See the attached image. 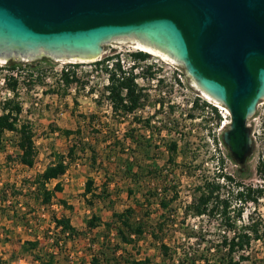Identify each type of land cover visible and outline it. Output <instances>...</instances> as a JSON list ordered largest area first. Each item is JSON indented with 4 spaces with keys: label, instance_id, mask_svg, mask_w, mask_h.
Returning <instances> with one entry per match:
<instances>
[{
    "label": "rangeland",
    "instance_id": "rangeland-1",
    "mask_svg": "<svg viewBox=\"0 0 264 264\" xmlns=\"http://www.w3.org/2000/svg\"><path fill=\"white\" fill-rule=\"evenodd\" d=\"M103 50V58L114 57L117 54L129 58L130 54L138 51L130 42L116 41L105 44ZM148 53L146 63L152 62L151 69L145 72L144 80H139L145 94L143 105L133 112L122 111L119 114H115L113 105L110 106L106 98V72L97 71L91 65L92 61H72L80 63L77 68L69 61L46 56L32 61L11 59L6 63H0V115L4 112L6 102L11 98L8 95L10 85H2L1 79L4 76L12 77L9 76L10 68L7 63L17 62L19 63L16 67L17 78L21 81V87L26 88L21 89V92L11 100L19 102L23 107L18 116V124H25L31 128L37 150L34 166L26 167L19 160L21 151L16 145L18 132L6 131L2 137L0 264H19L20 260L33 261V254L44 255L52 251L58 253L55 258L56 264H78L80 261L88 264L92 247L90 239H98L102 243L109 234L105 225L113 220V210L109 208L111 206L109 201H115L114 210L122 211L125 207L133 205L135 199L140 202L143 200L145 186L169 187L168 198L171 197L170 193L173 190L178 191V199L167 209L159 206V199L154 200L153 221H156L163 212L180 222L186 221L191 227L202 229L212 239H220L223 234L230 235L223 224L218 225L215 219L212 221L213 218L206 214L194 216L191 213L186 215L184 212V206L191 202L197 179L202 176L216 177L221 165L233 178L224 190L225 195L231 200V217H237L239 225L246 223L250 216L264 222V197L257 203L251 201L240 203L236 196V189H241L243 185L257 187L262 182L257 174V166L259 161L264 159V99L248 119L253 151L246 164L242 167L226 156L224 163H221L220 151H225L221 136L230 127L231 117L227 116L217 124L215 111L206 105L213 100L206 98L197 88L185 68L180 65V69L186 74L183 80L176 82L177 76L175 77L173 73V67L178 62L168 60L157 53ZM66 66L68 69L82 71L77 80L67 88L60 80L62 69ZM84 74L86 76L82 77ZM88 87L97 92L99 100L94 99ZM192 100L197 102L195 108L190 107ZM191 113L194 118H190ZM135 117L142 119L143 122H134ZM146 119L150 120L151 128L143 129L142 137L152 144V147L148 148L151 158L142 154L139 155V160L145 167L152 164L154 159L156 163L154 167L158 174L155 178L150 177L140 182V187L136 186V193L128 197L127 188L130 187V181L124 174L125 166L117 168L118 161L125 160L118 151H112L113 148L109 147V141L106 140H111V136L115 135L123 139L124 133L132 126L131 123L133 126L142 127ZM176 122L178 126L173 127ZM95 129H101L102 132L98 133ZM184 132H186L184 138L188 141L187 152L197 157L192 163H189L191 160L185 162L188 166L179 165L181 158L177 159L176 164L167 160L169 143L176 138L179 139L181 146L185 141L182 138ZM73 143L79 146V150L74 159L70 160L68 171L48 185L53 188L59 182L63 189L55 193L50 204L41 203L37 200V193L33 187L34 178L54 161L56 154H67ZM89 144L98 151L99 159L96 164H92L90 148L83 150L85 145ZM127 147L126 151L131 152ZM113 156L118 160L112 158ZM119 157L122 160H119ZM186 167L191 168V176L186 174L188 173L185 171L188 169ZM89 177L94 180L95 190L100 191L107 186L112 192L111 198L104 200L95 198L93 205L87 203L88 198L92 199V196L89 194L84 198L83 192ZM172 185H176L175 188ZM61 201L65 203L62 204ZM239 207L242 208L241 211ZM93 214L99 215L102 220L98 227L89 230L87 221ZM63 215L70 218L72 225L82 235L76 240L68 239L67 244L63 243L60 250L54 246L51 239L61 236L54 228L52 217ZM26 219L28 226L25 224ZM87 232L88 234H85ZM112 234L114 237L115 230ZM175 237L178 241L185 242V235L180 231H176ZM60 238L64 239L62 236ZM27 240L34 241L38 245L36 249L31 251L25 244ZM128 249L137 258H150V264H173L172 261L165 262L149 240L141 241L135 249L131 246ZM248 254L249 260H244L242 264H252V261L255 264H264V240H254L251 248L246 250L245 255Z\"/></svg>",
    "mask_w": 264,
    "mask_h": 264
},
{
    "label": "water",
    "instance_id": "water-1",
    "mask_svg": "<svg viewBox=\"0 0 264 264\" xmlns=\"http://www.w3.org/2000/svg\"><path fill=\"white\" fill-rule=\"evenodd\" d=\"M125 35L168 49L228 108L223 141L245 164L253 151L248 119L264 99V0H0V54L99 56Z\"/></svg>",
    "mask_w": 264,
    "mask_h": 264
},
{
    "label": "trees",
    "instance_id": "trees-1",
    "mask_svg": "<svg viewBox=\"0 0 264 264\" xmlns=\"http://www.w3.org/2000/svg\"><path fill=\"white\" fill-rule=\"evenodd\" d=\"M133 57L135 59L145 60L148 57V53L138 51L133 53ZM92 64L96 70L109 73L110 83L106 86V92H108L106 98L112 102L115 114H119L122 111L125 113L133 112L143 105L142 100L145 96L143 93L144 88L135 82V76L117 75L119 72H123L122 65L119 61H115L114 57L110 56L102 60L94 61ZM18 65L19 63L17 62L7 63L10 69H15ZM72 65L74 68H77L80 63H73ZM2 68L4 67L2 66ZM150 69L151 67H148L146 72H149ZM183 73L186 74L185 71ZM85 74L82 77H85ZM77 78V70H66V67H63L60 80L63 81L66 88L76 81ZM12 80L9 78L7 82L12 88H15L17 80L13 78ZM124 90H126L125 95H123ZM90 91H93L92 87ZM196 103L194 101L193 108H195ZM206 105L215 111L217 117L216 123L220 124L223 117L219 109L211 103H206ZM4 108V112L0 115V145L6 131H17L19 137L16 145L21 151L19 154L20 163L26 167H33L37 155L33 132L28 125L18 124V116L22 111V106L15 100H8ZM189 116L190 118H194L192 113ZM93 118L92 115V122ZM134 122L141 123L143 121L135 117ZM131 124L132 126L124 133L123 139L115 135L113 137L111 136V140H106L107 142L109 141V147L113 148L112 151H118L125 160L124 162L118 161L117 168L120 169L123 165L125 166L123 171L126 174L127 180L130 181V187L127 188L128 197H132L136 193V186L140 187V182L150 177L155 178L158 174L156 167H154L156 166L154 159L152 164L149 166L146 165L145 167L139 160V155L142 154L151 158L148 148H151L152 144L142 137L143 129L151 128L150 120L146 119L142 127L133 126V123ZM177 126L176 122L173 127ZM95 130L98 133L102 132L101 129ZM185 136L186 132L182 135L185 141L181 146H179V139L176 138L169 143L168 162L176 164L177 159L181 158L179 165H185V162L188 160H191L189 163L196 160V155L192 156L187 152L188 141L184 138ZM127 142H129L128 147L126 146ZM221 143L225 148V151H220L219 159H221V163H224V157L226 156L233 160L235 164H238L223 141V133ZM126 147L129 150L131 149V152L128 153ZM88 148L91 151L90 158L92 164H96L99 159L98 151L96 148L91 147L90 144L85 145L83 150H87ZM77 150H79V146L73 143L67 154H56L54 161L47 165L41 173L37 174L34 178L33 187H35L34 190L37 193L38 201L44 204H50L55 193L63 189L59 182L53 188H50L48 185L51 181L66 174L69 162L74 159ZM112 158L118 160L116 156ZM119 160L122 159L119 157ZM245 164L241 166L243 167ZM190 169H185L188 172L186 174L189 176L192 174V170ZM218 170L220 172H218L216 177L202 176L197 179L193 188L191 202L184 206V212L186 215L191 213L194 216L206 214L208 217L213 218L211 219L212 221L215 219L218 225L223 224L225 230L230 235L223 234L220 236V239H212L202 229H196L198 227L195 228L194 226L191 227L186 221L182 220L180 222L178 219L172 218L163 212L159 214L156 221H153L154 200L159 199V206L167 209L172 202L178 199V191L173 190L170 193L171 197L168 198L169 187L155 188L153 186H145L146 190L142 194L143 200L140 202L138 199H135L136 203L134 202L133 205L125 207L122 211L114 210L115 201H109L111 204L109 208L113 210V220L105 223L109 234L106 240H104L105 242L102 243L98 239H90L92 247L90 249L91 253L88 264H150V258H137L128 249L129 246L135 249L143 240H149L151 245L158 249L163 260L165 262L172 261L173 264H242L244 260H249V254H245L246 250L251 248L252 242L254 240H264V222L257 221L250 216L246 223L239 225L237 217H231V200L225 195L224 190L227 184L233 181V178L225 172L222 165ZM257 174L262 181L260 185L257 187L243 185L241 189H236V196L240 203H247L249 201L257 203L260 198L264 197V159L259 161ZM172 186L175 188L176 185ZM89 194H91L92 199L88 198L87 203L93 205V199H109L111 198L112 192L107 186L100 189V191L95 190L94 180L89 177L85 182L84 198ZM61 202L62 204L65 203L64 201ZM239 210L241 211L242 208L239 207ZM16 218L18 217L16 216ZM52 220L54 228L64 237V239L60 238L61 236L51 238L54 246L60 248V250L63 243L67 244L68 239L76 240L82 235L72 225L70 218L63 215L59 217L54 216ZM101 220L99 215L93 214L87 221V228L92 230L98 227ZM25 224L27 226L29 224L27 219L25 220ZM113 230H115L114 237L112 236ZM176 231H180L182 235H185V242L176 239ZM85 234H88V232ZM25 242L31 251L38 246L32 240ZM107 243H110V245ZM108 245L109 247H107ZM56 254H58L57 251L44 253V255L33 254V260L39 264H56ZM82 262L80 261L78 264H86ZM252 264H255L254 261H252Z\"/></svg>",
    "mask_w": 264,
    "mask_h": 264
},
{
    "label": "built area",
    "instance_id": "built-area-1",
    "mask_svg": "<svg viewBox=\"0 0 264 264\" xmlns=\"http://www.w3.org/2000/svg\"><path fill=\"white\" fill-rule=\"evenodd\" d=\"M137 50L148 53V51H144V50H141V49H138V48H137ZM138 51H135V52H138ZM102 59H103V57L101 56L97 60H102ZM166 59H168V58H166ZM97 60H95V61H97ZM114 60L115 61H119L120 64L122 65L123 72H119L120 74L118 73L117 75L119 76V75L123 74L124 76H135V82L137 84H139V86H140L139 80L140 79L141 80H144V75H145V72H146L147 68L150 67V65H152V62L150 64H147L146 63L147 60H148V58H146L145 60L135 59L133 57V53L130 54V57L129 58L122 57L121 55H118L117 54V56H114ZM168 60H171V59H168ZM171 61H173V60H171ZM69 62H71V64L76 63V62H72V61H69ZM92 62H94V61H92ZM92 62H91V65H93ZM174 62H176V61H174ZM176 64L177 65H175L173 67V73L175 74V77L177 76L176 79H175L176 82H177L180 79L183 80V78L185 76H184L183 71L180 69V64L179 63H176ZM153 68H155V67H153ZM66 70H68V67L67 66H66ZM81 72H82L81 70H77V75H79V73H81ZM101 72H103V71H101ZM106 74H107L106 84L108 85L110 83V81H109V73L106 72ZM9 76H12V77H6V76H4L1 79V84L2 85H6V86L8 85L9 86V84L7 82L9 80V78H13V79L17 80V84H16L15 88H12L11 86H10V89L8 88L9 89L8 90V95L11 97L8 100H11V99L14 98V96L18 92H21V89L24 90L26 87H24V88L21 87V81H19V79L17 78L16 68L15 69H10ZM61 82H62V84H64L62 80H61ZM88 90L90 91V88L89 87H88ZM106 93L108 94V92H106ZM125 93H126V90H124L123 95H125ZM91 95L94 96V99L95 100H99V95L97 94L96 91H94V92L92 91L91 92ZM194 100L190 101V107H193ZM107 101H108L109 105L112 106V102L109 99ZM208 102H210V101H208ZM210 103L213 104V105H215L219 109V112L221 113V115H222L223 118H226L227 116H230L231 117V113H230V111L228 110V108L225 105H223L222 103H218L216 101H213V102H210ZM259 103H258V105H259ZM159 106H160V103H158V107ZM22 110H23V107H22ZM230 123H231V118H230ZM19 264H39V263L37 261H35V260H33V261L20 260Z\"/></svg>",
    "mask_w": 264,
    "mask_h": 264
},
{
    "label": "bare ground",
    "instance_id": "bare-ground-1",
    "mask_svg": "<svg viewBox=\"0 0 264 264\" xmlns=\"http://www.w3.org/2000/svg\"><path fill=\"white\" fill-rule=\"evenodd\" d=\"M111 41H116L119 43H125V42H130L132 44H134V46L138 49L144 50V51H148V52H152V53H157L160 54L168 59H171L173 61L178 62L180 65V61L177 59V57L170 52L168 49L161 47L155 43H152L151 41H148L147 39H143L141 37H138L136 35H125V36H119V37H115L114 39H112ZM104 50L102 51V53L99 56H78V57H72V58H66V57H62L59 54H51L50 52L41 49L39 51V54H51L55 56L56 60H61V61H95L97 59H99L102 54H103ZM38 54V53H36ZM6 55H12L14 56L16 59H20L23 58L24 61H28L27 58H31L35 55V53H28V54H24V52L21 51H17L15 49L12 50H7L6 53H2L0 54V63H6ZM27 59V60H26ZM9 61V60H8ZM194 81V80H193ZM195 85L197 86V88L199 90H201V92L205 95L206 98L211 99L213 101H216L218 103H220L219 101L215 100L214 97H212L207 91H205L202 87H200L198 85V83L196 81H194Z\"/></svg>",
    "mask_w": 264,
    "mask_h": 264
}]
</instances>
